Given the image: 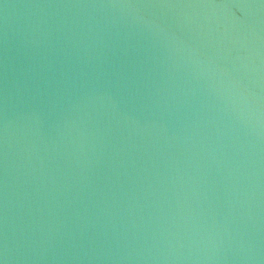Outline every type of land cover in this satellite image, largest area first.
Returning <instances> with one entry per match:
<instances>
[{
  "label": "water",
  "instance_id": "1",
  "mask_svg": "<svg viewBox=\"0 0 264 264\" xmlns=\"http://www.w3.org/2000/svg\"><path fill=\"white\" fill-rule=\"evenodd\" d=\"M0 264H264V0H0Z\"/></svg>",
  "mask_w": 264,
  "mask_h": 264
}]
</instances>
